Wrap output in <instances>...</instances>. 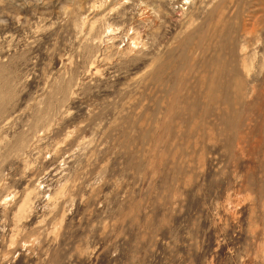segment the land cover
Listing matches in <instances>:
<instances>
[{"label":"rangeland","instance_id":"obj_1","mask_svg":"<svg viewBox=\"0 0 264 264\" xmlns=\"http://www.w3.org/2000/svg\"><path fill=\"white\" fill-rule=\"evenodd\" d=\"M0 264H264V0H0Z\"/></svg>","mask_w":264,"mask_h":264}]
</instances>
